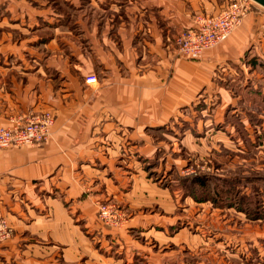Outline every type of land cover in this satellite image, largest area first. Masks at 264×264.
<instances>
[{"label":"crops","instance_id":"1","mask_svg":"<svg viewBox=\"0 0 264 264\" xmlns=\"http://www.w3.org/2000/svg\"><path fill=\"white\" fill-rule=\"evenodd\" d=\"M234 1L0 0V125L55 115L43 144L0 148V211L14 228L0 264H143L144 252L150 261L133 228L156 227L158 214L149 222L143 210L169 192L147 168L165 164L164 143L195 147L200 95L234 96L216 74L243 60L264 7L199 57L181 56L174 39ZM107 199L134 213L125 227L99 221ZM243 244L231 248L239 262Z\"/></svg>","mask_w":264,"mask_h":264},{"label":"rangeland","instance_id":"2","mask_svg":"<svg viewBox=\"0 0 264 264\" xmlns=\"http://www.w3.org/2000/svg\"><path fill=\"white\" fill-rule=\"evenodd\" d=\"M253 34L243 60L216 74L222 77L216 76L217 86L229 88L234 96L212 95L204 102L200 95L192 106L197 115L194 122L199 123L195 124L197 131L193 129L195 147L180 144L172 150L164 143L157 156L164 158L165 164L158 163L155 171L151 169L156 164L147 168L169 194L163 203H151L143 210L149 222L158 214L156 227L149 233L133 228L134 239L149 241L150 261H146L145 252H138L143 253V264H188L190 258L198 264H264V255H259L264 254V27L257 24ZM195 172L216 179L208 180L206 186L181 181V176ZM234 179V186H230ZM98 203V210L101 204H111L121 214L117 222L108 223L97 211L105 226L123 228L134 215L116 200ZM255 237L260 240L252 245ZM242 243L244 260L239 262L230 254L231 248L237 249ZM226 250H230L232 260H227Z\"/></svg>","mask_w":264,"mask_h":264},{"label":"built area","instance_id":"3","mask_svg":"<svg viewBox=\"0 0 264 264\" xmlns=\"http://www.w3.org/2000/svg\"><path fill=\"white\" fill-rule=\"evenodd\" d=\"M255 4L254 0H238L215 15L197 16L195 25L180 30L174 39L181 55L196 58L226 40ZM96 80L95 75L86 79L88 83ZM54 122V115L45 111L31 114L13 126L0 125V148L43 144L51 136ZM98 213L108 223L121 218L111 204H101ZM13 231L11 222L0 211V242L10 238Z\"/></svg>","mask_w":264,"mask_h":264},{"label":"trees","instance_id":"4","mask_svg":"<svg viewBox=\"0 0 264 264\" xmlns=\"http://www.w3.org/2000/svg\"><path fill=\"white\" fill-rule=\"evenodd\" d=\"M252 61H254V60H252ZM177 177L179 178V176H177ZM180 178H181V181H185V180L191 181L193 183V185H195V186H196L197 183L199 185H201V186H206V184L208 185V183H209L208 180L216 179L215 177H212L210 174L205 173V172H203V173H201V172H199V173L195 172V173H192V174H189V175H186V176H181ZM235 182H236V179L232 180L229 183L230 186H234ZM231 188H233V187H231ZM245 196H246L245 194L242 195L243 198ZM242 197H241V200H243Z\"/></svg>","mask_w":264,"mask_h":264},{"label":"water","instance_id":"5","mask_svg":"<svg viewBox=\"0 0 264 264\" xmlns=\"http://www.w3.org/2000/svg\"><path fill=\"white\" fill-rule=\"evenodd\" d=\"M256 3L264 7V0H254Z\"/></svg>","mask_w":264,"mask_h":264}]
</instances>
